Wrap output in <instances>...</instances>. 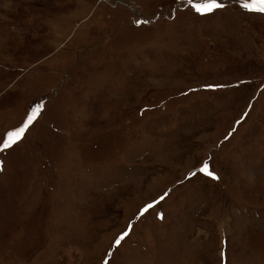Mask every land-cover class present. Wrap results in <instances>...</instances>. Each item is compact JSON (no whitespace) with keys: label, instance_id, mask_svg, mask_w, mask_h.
<instances>
[{"label":"rangeland","instance_id":"374dc122","mask_svg":"<svg viewBox=\"0 0 264 264\" xmlns=\"http://www.w3.org/2000/svg\"><path fill=\"white\" fill-rule=\"evenodd\" d=\"M218 2L0 0V264H264V13Z\"/></svg>","mask_w":264,"mask_h":264},{"label":"snow or ice","instance_id":"6c2138e0","mask_svg":"<svg viewBox=\"0 0 264 264\" xmlns=\"http://www.w3.org/2000/svg\"><path fill=\"white\" fill-rule=\"evenodd\" d=\"M189 4H192L195 8V11L200 14H206V13H212L214 10L222 9L224 8V4L219 3L218 0H203L201 3H195L193 4V0H187ZM243 7L245 9H250L258 13H264V0H244ZM137 23H140L139 21ZM209 88L214 87H221L219 85H208ZM43 108V105H39L36 108L32 110V112L27 116L26 121L24 124L12 131H9L5 138L3 139V142H0V152H3L7 149H11L14 145L18 144L22 139L25 137L26 132L29 130L30 126L33 125V123L36 121L37 116L40 114L41 109ZM247 115V113H245ZM239 123V121L237 122ZM3 162L0 161V164ZM198 172L203 173L213 179H219V177L216 175L214 171L210 170L209 163L205 161L203 165L197 169ZM190 175H196V172L190 173ZM168 193H165L163 196H161L159 199L163 200L165 196H167ZM159 201H155L151 204L146 205L141 210V215L143 213L147 212L149 209L154 207L155 203H158ZM132 229V225L130 224L128 226V230L124 231L116 240L115 244L120 245L121 241L125 239L129 235V232ZM105 264H108L107 260L105 261Z\"/></svg>","mask_w":264,"mask_h":264}]
</instances>
